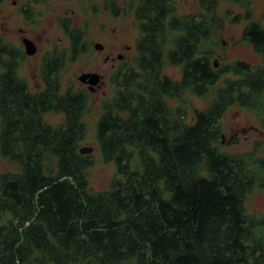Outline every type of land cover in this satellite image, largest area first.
<instances>
[{
	"label": "trees",
	"instance_id": "16d2710c",
	"mask_svg": "<svg viewBox=\"0 0 264 264\" xmlns=\"http://www.w3.org/2000/svg\"><path fill=\"white\" fill-rule=\"evenodd\" d=\"M247 1L199 0L200 15L180 16L172 0L130 1L136 54L115 68L95 124L117 175L101 190L89 186L92 154L79 153L91 91L62 92L58 77L85 52L84 32L61 21L70 55L42 56L36 92L18 75L25 52L0 35V155L17 168L0 174V264H264V214L245 208L264 190V139L242 153L219 148L233 105L255 113L264 133V27L248 8L230 21L247 20L242 39L262 64L211 61L220 2ZM164 60L180 68L178 80L162 74ZM185 92L207 100L189 123L166 101ZM50 112L62 121L47 123Z\"/></svg>",
	"mask_w": 264,
	"mask_h": 264
},
{
	"label": "rangeland",
	"instance_id": "374dc122",
	"mask_svg": "<svg viewBox=\"0 0 264 264\" xmlns=\"http://www.w3.org/2000/svg\"><path fill=\"white\" fill-rule=\"evenodd\" d=\"M3 0L0 4V35L4 41L24 52L22 38H30L36 46V53L26 55L18 68V75L27 82L28 89L36 92L42 89L40 71L42 56L52 53L69 54V39L63 30L61 21L71 18L72 25L79 26L84 32L85 52L73 60L66 59L58 73L62 92L68 88L79 90L86 88L79 79L83 72H97L103 81L96 91L89 92L87 110L84 121L88 125L81 146H91L93 165L89 169V186L93 190L108 187L110 180L116 175L115 165L104 162L99 154L95 139V124L101 113V103L113 96L115 87L111 81L115 68L123 63L133 64L135 56L134 41L139 35L136 21L130 9V1L134 0ZM106 1V2H105ZM31 8L30 17L25 18L20 10L21 3ZM176 13L200 15L202 9L199 0H172ZM107 5V6H105ZM251 11L250 20L259 22L264 27V0H248L244 4L220 2L217 14L221 18V27L211 38V61L217 66H223L234 61H245L252 65H261V55L252 45L242 39V29L246 19L232 23L230 17L244 14L245 9ZM227 10L229 11L227 13ZM95 43L103 46L101 50L94 47ZM110 54L109 61H105ZM120 59H117L118 56ZM114 63V66L111 64ZM162 74L178 80L181 72L176 65L164 60ZM225 75L221 77L223 79ZM170 110L181 111L186 122L193 119V111L205 108L207 100L190 93H183L180 100L166 99ZM44 120L57 125L63 115L45 113ZM221 143L219 148L226 153H242L252 148L254 141L263 140L264 133L260 118L243 107H229L220 119ZM224 135V137H222ZM223 140V141H222ZM17 168L8 159L0 155V174L15 171ZM246 212L249 214H264V190H252L245 200ZM50 264V263H49Z\"/></svg>",
	"mask_w": 264,
	"mask_h": 264
},
{
	"label": "water",
	"instance_id": "95a60500",
	"mask_svg": "<svg viewBox=\"0 0 264 264\" xmlns=\"http://www.w3.org/2000/svg\"><path fill=\"white\" fill-rule=\"evenodd\" d=\"M22 43H23L24 51H25L26 55H33L36 53V50H37L36 46L31 39H29L27 37H23ZM94 47L96 49H99V50H101L103 48V46L99 43H95ZM118 58L120 59L121 56L119 55ZM214 66H217L215 62H214ZM100 78H101V76L97 72H83L78 77V79L82 83L88 84V90L91 92H93L95 90L94 86L100 82ZM92 150H93V148L91 146H81L79 148V153L89 154L92 152Z\"/></svg>",
	"mask_w": 264,
	"mask_h": 264
},
{
	"label": "flooded vegetation",
	"instance_id": "af4514ba",
	"mask_svg": "<svg viewBox=\"0 0 264 264\" xmlns=\"http://www.w3.org/2000/svg\"><path fill=\"white\" fill-rule=\"evenodd\" d=\"M13 2V4H15L16 2H18V1H16V0H13L12 1ZM106 2V1H105ZM22 5L20 6V10L24 13V15L27 13V10L29 9V7L28 8H26V3L25 2H23V3H21ZM114 5H115V0H114V3H113ZM116 6V5H115ZM30 17V16H29ZM26 18V17H25ZM27 19V18H26ZM28 38V37H27ZM30 39V38H29ZM23 44V43H22ZM23 48H24V46H23ZM25 52V51H24ZM26 54V53H25ZM110 59H112L111 58V56H110V54H106L105 55V57H104V60L105 61H109ZM117 59H119L118 57H117ZM111 66H114V63H112L111 64ZM103 81V79H102V76H101V78H100V82L97 84V85H95L94 86V91H96V87H98L99 85H100V83ZM83 84H85L86 85V89L88 88V84H86V83H83ZM93 91V92H94ZM92 93V92H91ZM222 137H224V135H222ZM223 141V140H222Z\"/></svg>",
	"mask_w": 264,
	"mask_h": 264
}]
</instances>
